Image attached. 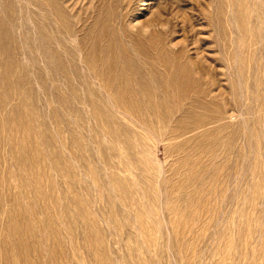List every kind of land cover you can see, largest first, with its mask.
Returning <instances> with one entry per match:
<instances>
[{
  "label": "rangeland",
  "instance_id": "rangeland-1",
  "mask_svg": "<svg viewBox=\"0 0 264 264\" xmlns=\"http://www.w3.org/2000/svg\"><path fill=\"white\" fill-rule=\"evenodd\" d=\"M0 264H264V0H0Z\"/></svg>",
  "mask_w": 264,
  "mask_h": 264
},
{
  "label": "bare ground",
  "instance_id": "bare-ground-1",
  "mask_svg": "<svg viewBox=\"0 0 264 264\" xmlns=\"http://www.w3.org/2000/svg\"><path fill=\"white\" fill-rule=\"evenodd\" d=\"M54 4V3H53ZM46 7V6H45ZM45 7H42V8H45ZM48 7V6H47ZM47 7H46V9H47ZM57 8V7H56ZM41 10V9H40ZM44 10V9H43ZM66 13V12H65ZM48 15V14H47ZM114 15V14H113ZM31 16V15H30ZM67 16V15H66ZM47 17V16H46ZM47 18H49V17H47ZM50 19V18H49ZM57 19V18H56ZM55 19V20H56ZM48 20V19H47ZM50 21V20H49ZM53 21V20H52ZM45 22H47V21H45ZM67 22V21H66ZM48 23V22H47ZM52 23V22H51ZM68 23V22H67ZM44 24V23H43ZM50 23H48V25H49ZM73 25V24H72ZM101 25V24H100ZM103 25V24H102ZM106 25V24H105ZM46 26V25H45ZM50 26H51V24H50ZM54 26V25H53ZM59 26V25H58ZM77 26V25H76ZM104 26V25H103ZM107 26V25H106ZM44 27V26H43ZM54 28V27H53ZM58 28V27H57ZM62 28H64V27H62ZM55 29V28H54ZM105 29H106V27H105ZM61 30V29H60ZM72 30V29H71ZM62 31V30H61ZM76 31V30H75ZM102 31H104V30H102V28H101V32ZM41 32V31H40ZM59 32V31H58ZM67 32V31H66ZM71 32V31H70ZM64 33V32H63ZM69 33V32H68ZM70 34V33H69ZM101 34H103V33H101ZM105 35H106V33H105ZM104 35V36H105ZM103 36V35H102ZM146 38V37H145ZM59 39H60V37H59ZM57 40V39H56ZM62 40V39H61ZM60 41V40H59ZM58 41V42H59ZM61 43V42H60ZM46 45V44H45ZM59 46H60V44H59ZM60 54V53H59ZM98 64V63H97Z\"/></svg>",
  "mask_w": 264,
  "mask_h": 264
}]
</instances>
